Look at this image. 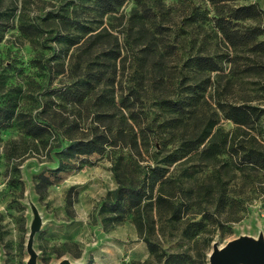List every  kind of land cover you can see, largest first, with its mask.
<instances>
[{"label":"rangeland","instance_id":"374dc122","mask_svg":"<svg viewBox=\"0 0 264 264\" xmlns=\"http://www.w3.org/2000/svg\"><path fill=\"white\" fill-rule=\"evenodd\" d=\"M243 3L262 13L239 24L264 28V0H0V264H162L144 237L207 264L214 242L264 238V167L222 154V101L254 109L237 133L264 148V49L230 62L216 26ZM120 183L139 207L103 205Z\"/></svg>","mask_w":264,"mask_h":264},{"label":"trees","instance_id":"16d2710c","mask_svg":"<svg viewBox=\"0 0 264 264\" xmlns=\"http://www.w3.org/2000/svg\"><path fill=\"white\" fill-rule=\"evenodd\" d=\"M106 5L105 10H112L110 0H100ZM117 3V2H116ZM261 9L254 3L243 4H222V15L216 18V26L222 32V36L227 44L231 47L232 55L228 56V61L233 62L235 55L238 51H258L264 49V40L258 39V36L264 32L259 24L243 25L239 21L246 19H257L261 16ZM21 16V15H20ZM19 29L25 31L23 24H19ZM64 39L69 43H75L77 40L64 36ZM197 63L207 64L210 69H216L217 65L208 60L206 57H198ZM258 68L257 63H248L245 71H256ZM222 114L225 118L232 120L236 124V128L232 131L222 132V154L228 157H237L240 162L254 164L259 167H264V148L260 146L250 145L243 136L238 135V130L246 124L247 119L254 112V109L246 104L232 103L222 101L219 104ZM14 109L9 105L0 106V126H6L9 121L14 117ZM23 125L27 133L32 135H40L44 130L43 126L27 122L23 120ZM209 135V131L204 133L198 142H202ZM103 140L100 136L95 138L81 139L67 145L63 151L67 155L73 154H88L94 151H100L101 143ZM210 145L213 139L209 141ZM163 174L160 173L161 177ZM144 190L141 186L126 185L123 183L118 184L113 190L108 191L107 199L104 200L103 205L110 211H120L122 209V201L126 202L129 207H139L143 198ZM158 199H164L162 195L157 196ZM175 212V211H174ZM2 239V230L0 224V245ZM146 245L150 253L158 256L162 264H186L185 259L179 252H167L161 249L159 253L156 244L148 237H144Z\"/></svg>","mask_w":264,"mask_h":264},{"label":"water","instance_id":"95a60500","mask_svg":"<svg viewBox=\"0 0 264 264\" xmlns=\"http://www.w3.org/2000/svg\"><path fill=\"white\" fill-rule=\"evenodd\" d=\"M264 264V241L241 237L221 247L212 246L207 264Z\"/></svg>","mask_w":264,"mask_h":264},{"label":"bare ground","instance_id":"6f19581e","mask_svg":"<svg viewBox=\"0 0 264 264\" xmlns=\"http://www.w3.org/2000/svg\"><path fill=\"white\" fill-rule=\"evenodd\" d=\"M245 237H247V236H245ZM256 238H253L254 240H257V239H261L262 241H264V238H262V236H261V234H259V236H255ZM248 238H250V237H248ZM224 245V244H223ZM223 245H217V243L216 242H214L213 243V246H217L218 248L219 247H221V246H223ZM212 250V249H211ZM211 252V251H210ZM210 254V253H209Z\"/></svg>","mask_w":264,"mask_h":264}]
</instances>
